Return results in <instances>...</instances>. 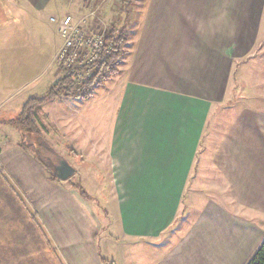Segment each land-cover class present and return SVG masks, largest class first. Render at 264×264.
Wrapping results in <instances>:
<instances>
[{
    "label": "crops",
    "instance_id": "obj_1",
    "mask_svg": "<svg viewBox=\"0 0 264 264\" xmlns=\"http://www.w3.org/2000/svg\"><path fill=\"white\" fill-rule=\"evenodd\" d=\"M43 1L31 0L25 7L12 4L10 20L30 19L33 9L44 12L48 6L42 9ZM136 3L128 18L127 55L120 72L101 88L111 89L116 125L129 128L120 136L122 145L141 140L144 149L135 153L147 156L153 179L140 185L160 187L161 198L155 196L157 189L147 194L149 198H130L125 204L110 198L111 210L104 211L75 188L52 183L34 154L21 146L23 140L15 147L0 146V264H111V260L112 264H138L134 249L139 245L154 250L159 259L170 250L154 264H190L198 253L202 228L181 227V233L188 231L182 239L161 250L157 246L167 235H175L170 233L186 211L187 198L190 203L196 198H218L224 214L230 202L247 211L253 207L264 216L261 208L243 201L264 198V109H258L264 108V61L259 56L264 51V0ZM51 18L54 15L41 26L32 22L33 26L19 30L9 19L2 22L1 107L12 104L11 110L22 111L30 97L43 88L49 91L62 75L52 61L62 37ZM11 26L21 34L6 35ZM237 81L254 93L249 102L256 109L237 112L229 123ZM67 106L71 115L79 110ZM136 123L143 124L141 129L134 127ZM91 137L81 131V139ZM93 149L85 152L100 155L91 153ZM215 189L218 193L213 194ZM206 208L216 224V207ZM109 216L121 219L119 226L112 227ZM128 238L134 239L128 242ZM262 241L255 237L251 255ZM122 242L134 252L129 259L109 257L108 248L119 250Z\"/></svg>",
    "mask_w": 264,
    "mask_h": 264
},
{
    "label": "rangeland",
    "instance_id": "obj_2",
    "mask_svg": "<svg viewBox=\"0 0 264 264\" xmlns=\"http://www.w3.org/2000/svg\"><path fill=\"white\" fill-rule=\"evenodd\" d=\"M136 2L137 0H44L43 5L46 4L45 6L38 4L42 6V9L48 6L44 12L33 9L30 19L18 17L17 21L16 18L10 20L9 11L13 9L12 4L17 7H25L30 5L31 0H0V35L2 34V22L8 19L13 22V24L11 23L12 26L14 28L18 26L19 30V28L27 25L33 26L32 22H40L38 25L41 26L45 23L46 17L52 15L56 19L71 15L75 21L86 22V27L90 33H97L105 27L108 35V29L110 30L111 26H115L117 29H126L129 35L131 28L128 18L138 5ZM12 17H14L13 14ZM12 26L6 35L16 37L21 34L18 31L13 32ZM56 27L58 30V26ZM33 32H38V30L33 29ZM62 44L59 40L60 47ZM262 53L264 51H261L259 56L264 61V54L262 55ZM56 54L52 60L54 61L53 65L64 73L65 70L62 69V65L54 60ZM81 55L82 53H80ZM237 83L241 85L238 81ZM240 85L233 92L234 99L231 102L233 110H228L229 123L233 122L236 117L234 114L237 112L243 111L241 113L243 114L245 110L255 111L254 109H256L250 107L253 102H249V99H255L254 93L245 91L243 85ZM44 90L45 88L37 95H44L47 89ZM244 94L246 99L243 98ZM12 95L13 93L10 98H13ZM21 95L24 99L27 98L25 93H21ZM111 95L110 87L108 90L99 88L88 102L69 99V101L62 103H48L38 111V127L41 130L39 134L25 132L24 137H21V134L17 133L14 128L2 126V128L0 127V132H2L0 134V142H2L0 146L1 148L15 147L19 141L23 140L25 147L30 150L27 149V152L34 154L35 162L50 173L51 177H55V169L58 163L62 160L66 161L75 170L74 175L65 181L60 179L57 182H51H62L66 187L76 188L74 185L83 187L88 198L103 208L104 211L111 210L109 207L112 205V199L110 198H115L116 201L121 200L125 204L130 198H149L150 196L147 194L153 189H157L155 196L161 198L162 190L160 187L152 189V185L145 187L140 185V183L153 179L150 171L147 170V167L150 166L147 164L149 160H145L147 156L135 153L144 149L140 144V139H136L132 146L127 147L122 145L123 139L119 140L121 134L129 128L121 123L116 125ZM69 104L78 107L79 110H75L71 115L70 112L66 111ZM11 106L12 104L0 106V119L14 117L21 112V108L11 110ZM142 125V123H136L134 127L139 128ZM81 131L84 134H89L93 139H81ZM117 131L118 134L116 135ZM116 136L118 137L116 138ZM261 142H263L264 147V132L261 134ZM89 148H94L91 153L96 152L100 155H88L89 150L86 152L85 150ZM112 164H116L117 167L113 168ZM157 179L161 181L160 177ZM216 193H218L217 189L213 194ZM243 201L248 205L261 208L258 210L263 211L264 214V198H243ZM186 205L185 213L170 233H175V235H167L164 241L157 245L160 250L169 247L170 244L173 245L188 233L186 230L181 233V227L190 229L197 226L202 228V233L198 239V253L191 259L190 264H247L264 241V216L262 217L261 214L251 210L253 207L247 211L244 208H238L237 203L230 204L229 202V209L224 214V212L219 211L218 198H196L194 203H190V198H187ZM207 205L217 209L216 224L212 214L206 208ZM98 216V220L104 222L102 215L98 214ZM109 219L112 227L119 226L118 222H121V219L113 216H109ZM105 225H108V222ZM258 236L263 241L251 255L249 253L251 243ZM133 239L128 238L126 241L131 242ZM141 247L139 245L134 249L138 264H148L147 261L149 264H154L170 251H166L159 259L155 257L156 252L154 250H148V247L142 249ZM129 248V244L126 245V242H122L119 250H114L110 246L108 255L115 257V259L118 258V255L122 258L126 256L129 259L130 254L134 253ZM247 254L249 259L245 260ZM103 256L106 257L104 254ZM110 263L112 264V260ZM171 264L174 262L171 261Z\"/></svg>",
    "mask_w": 264,
    "mask_h": 264
},
{
    "label": "trees",
    "instance_id": "obj_3",
    "mask_svg": "<svg viewBox=\"0 0 264 264\" xmlns=\"http://www.w3.org/2000/svg\"><path fill=\"white\" fill-rule=\"evenodd\" d=\"M128 43L129 35L126 29H117L115 26H111V29H108V35L99 59L92 65L90 76L81 85L76 84L71 75L62 72L60 78L49 91L44 95L32 96L25 102L19 116L0 123L15 128L23 134L25 132L39 134L41 132L38 127L39 109L62 98L74 100L90 99L97 89L103 87L107 81L120 72L119 66L127 55ZM21 146L24 147V143ZM48 175L53 182L60 180L57 172L55 177H51L50 173ZM74 186L83 197L88 198L83 187ZM247 264H264V241Z\"/></svg>",
    "mask_w": 264,
    "mask_h": 264
},
{
    "label": "built area",
    "instance_id": "obj_4",
    "mask_svg": "<svg viewBox=\"0 0 264 264\" xmlns=\"http://www.w3.org/2000/svg\"><path fill=\"white\" fill-rule=\"evenodd\" d=\"M51 22L58 26L63 39L54 60L62 65V69L72 76L76 84L81 85L90 76L92 65L100 57L107 29L103 27L97 33H90L86 22L75 21L71 15L62 19L51 18Z\"/></svg>",
    "mask_w": 264,
    "mask_h": 264
},
{
    "label": "water",
    "instance_id": "obj_5",
    "mask_svg": "<svg viewBox=\"0 0 264 264\" xmlns=\"http://www.w3.org/2000/svg\"><path fill=\"white\" fill-rule=\"evenodd\" d=\"M56 172L59 179L65 181L74 175L75 170L66 161L62 160L56 166Z\"/></svg>",
    "mask_w": 264,
    "mask_h": 264
}]
</instances>
